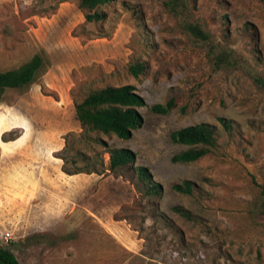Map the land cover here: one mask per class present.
<instances>
[{
	"label": "rangeland",
	"instance_id": "rangeland-1",
	"mask_svg": "<svg viewBox=\"0 0 264 264\" xmlns=\"http://www.w3.org/2000/svg\"><path fill=\"white\" fill-rule=\"evenodd\" d=\"M59 1L67 2L58 9ZM163 1L112 0L98 7L104 20L87 22L78 0H0V71L39 51L46 57L35 82L0 100V246L20 264H264V215L254 206L264 198V90L254 82L264 77V4L187 0L193 18L240 61L214 69ZM135 62L145 65L137 77L128 70ZM123 84L145 100L142 126L127 139L91 134L133 150L135 162L66 174L61 156L77 158L76 150L108 162L104 147L80 138L74 103ZM170 98L167 114L150 111ZM201 122L216 126V146L194 162H173L188 146L170 132ZM139 165L160 194L138 181ZM183 180L194 183L192 193L172 189Z\"/></svg>",
	"mask_w": 264,
	"mask_h": 264
},
{
	"label": "trees",
	"instance_id": "trees-1",
	"mask_svg": "<svg viewBox=\"0 0 264 264\" xmlns=\"http://www.w3.org/2000/svg\"><path fill=\"white\" fill-rule=\"evenodd\" d=\"M111 1L78 0L77 7L84 13L87 22H98L106 17V13L100 11L98 7ZM260 1L264 4V0ZM163 5L169 13L179 20L180 28L193 42L203 44L206 47V54L214 69L235 68L240 64L232 48L214 42L209 31L193 18L187 0H164ZM45 64V52L39 51L18 67L0 71V100L6 89L24 88L35 82L44 70ZM144 68L145 65L142 62L130 63L128 66L129 72L134 77L143 72ZM254 82L264 90L263 76L254 77ZM145 105L144 98L136 92L135 86L131 84L106 85L90 91L83 99L76 101L74 103L75 115L82 128L80 138L84 141L99 143L104 147V152L108 153V162L107 164L104 163V158L99 152L90 156L82 150H76L77 158L69 159L61 156L63 172L69 175L81 172L103 174L106 170L111 172L119 167L134 163L136 154L133 150L108 146L102 138L92 136L91 132L105 135L113 134L120 139L130 138L133 130L138 129L143 124V116L138 108ZM173 106L174 99L170 98L164 103L150 105L149 109L154 113L167 114ZM217 121L226 131L232 128V121L225 117H218ZM216 129L213 124L201 122L172 130L169 134L170 140L188 147L174 154L171 160L190 163L206 155L211 148L216 146ZM67 147L66 145L65 148ZM77 160L85 162L84 168L76 165ZM68 163L74 165L73 168L67 165ZM134 171L138 176V181L146 186L149 193H161L162 185L153 180L147 167L134 166ZM194 187V183L190 180H183L172 185V189L179 193H192ZM254 206L260 208L261 214L264 215V198L255 200ZM172 210L190 218L189 212L181 206H173ZM0 264H20V262L9 247L0 246Z\"/></svg>",
	"mask_w": 264,
	"mask_h": 264
},
{
	"label": "built area",
	"instance_id": "built-area-1",
	"mask_svg": "<svg viewBox=\"0 0 264 264\" xmlns=\"http://www.w3.org/2000/svg\"><path fill=\"white\" fill-rule=\"evenodd\" d=\"M12 238V235H11V232L10 231H5L4 233H3V235H2V239L7 243V242H9L10 240L9 239H11Z\"/></svg>",
	"mask_w": 264,
	"mask_h": 264
},
{
	"label": "crops",
	"instance_id": "crops-1",
	"mask_svg": "<svg viewBox=\"0 0 264 264\" xmlns=\"http://www.w3.org/2000/svg\"><path fill=\"white\" fill-rule=\"evenodd\" d=\"M66 2H67V1H59L58 4H60V5H59L58 9H60V8H61V5L64 4V3H66Z\"/></svg>",
	"mask_w": 264,
	"mask_h": 264
}]
</instances>
